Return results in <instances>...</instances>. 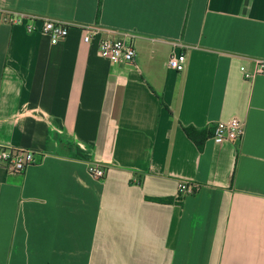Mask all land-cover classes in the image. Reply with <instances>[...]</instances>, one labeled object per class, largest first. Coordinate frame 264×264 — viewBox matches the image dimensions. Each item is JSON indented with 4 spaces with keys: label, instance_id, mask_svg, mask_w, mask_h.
<instances>
[{
    "label": "crops",
    "instance_id": "crops-1",
    "mask_svg": "<svg viewBox=\"0 0 264 264\" xmlns=\"http://www.w3.org/2000/svg\"><path fill=\"white\" fill-rule=\"evenodd\" d=\"M0 7L75 25L53 45L0 24V146L40 156L0 165V264H264V71L240 69L264 59V0ZM80 25L135 33L133 63L101 57L106 33L84 42ZM233 117L242 137L215 143ZM184 126L206 132L199 146Z\"/></svg>",
    "mask_w": 264,
    "mask_h": 264
},
{
    "label": "built area",
    "instance_id": "built-area-1",
    "mask_svg": "<svg viewBox=\"0 0 264 264\" xmlns=\"http://www.w3.org/2000/svg\"><path fill=\"white\" fill-rule=\"evenodd\" d=\"M0 24L11 26L22 25L29 33L38 32L49 39L50 44H57L64 40L70 29L75 26L72 23L63 22L57 19L28 14L23 11L8 10L0 7ZM84 34L83 41L89 42L93 34L101 30L106 36L98 43V51L101 57L113 63H133L135 57V47L133 40L135 33L125 31H113L101 29L92 25H80ZM185 52L173 53L168 60V65L173 70L182 71L185 65ZM246 78L252 77L255 73L264 71V59L256 60L254 71H247L244 66L240 67ZM244 133V123L238 118L220 120L213 126L212 139L215 143L239 140ZM40 156L32 150L18 149L0 146V165L12 172H22L26 167L39 162ZM88 171L94 178H103L104 168L100 164H90ZM195 190L193 184L185 179L177 181V197L183 199L186 195Z\"/></svg>",
    "mask_w": 264,
    "mask_h": 264
},
{
    "label": "trees",
    "instance_id": "trees-1",
    "mask_svg": "<svg viewBox=\"0 0 264 264\" xmlns=\"http://www.w3.org/2000/svg\"><path fill=\"white\" fill-rule=\"evenodd\" d=\"M183 131L186 136L199 146L206 137V132L198 130L193 126H184Z\"/></svg>",
    "mask_w": 264,
    "mask_h": 264
}]
</instances>
